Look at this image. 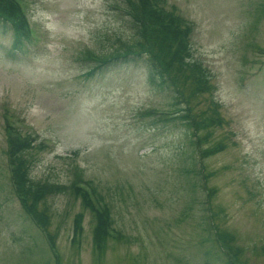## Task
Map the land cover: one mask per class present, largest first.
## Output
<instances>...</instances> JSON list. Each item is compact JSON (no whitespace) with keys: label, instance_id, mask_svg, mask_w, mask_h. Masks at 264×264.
I'll return each instance as SVG.
<instances>
[{"label":"rangeland","instance_id":"1","mask_svg":"<svg viewBox=\"0 0 264 264\" xmlns=\"http://www.w3.org/2000/svg\"><path fill=\"white\" fill-rule=\"evenodd\" d=\"M17 1L31 42L14 48L0 25V264H55L43 228L14 195L5 129L31 140L25 154L33 182H89L111 209L114 237L128 240L112 239L98 257L94 219L80 199L47 196V232L61 264H221L216 230L236 237L248 264H264V0H165L166 10L193 25L192 57L215 88L192 100L194 112L209 113L216 102L225 120L197 132L202 149L225 146L208 158L191 147L184 124L158 121L169 98L151 89L142 60L87 75L95 67L85 61L88 51L110 56L119 52L116 39H136L130 18L116 9L121 0ZM182 152L206 177L182 173Z\"/></svg>","mask_w":264,"mask_h":264},{"label":"trees","instance_id":"2","mask_svg":"<svg viewBox=\"0 0 264 264\" xmlns=\"http://www.w3.org/2000/svg\"><path fill=\"white\" fill-rule=\"evenodd\" d=\"M121 1L124 6L118 4L120 6L118 8L130 18V27L135 32L136 39L121 43V39L118 38L115 44H121L119 52L114 51L107 56L88 51L84 58L96 62L98 71L104 67L126 65L142 60L147 67V82L151 89L169 98L168 110L160 111L158 117L157 110L151 111L150 114L155 115L154 117H157L158 121L164 125L184 124L190 135V145L198 151L199 157L208 158L224 151L225 146L222 144L212 149H202V139L197 134L199 130L208 132L214 129L211 126L213 124L221 127L225 120L221 117L220 105L216 102L211 103L209 113L195 114L194 112L192 100L204 94H212L215 89L209 71L192 57L190 38L194 27L176 12L166 10L165 0ZM260 12L264 15V4ZM0 25L5 33L8 31L12 33L14 48H21L24 43L31 42L28 25L15 0H0ZM5 130L10 137V139L7 138L6 154L14 195L25 214L43 228L42 233L45 234L48 248L55 258V264H61L62 259L55 247V235L47 232L49 226L45 204L47 196L69 192L71 196L80 199L82 208L92 214L94 219L93 246L98 257H103L107 253L112 239L128 243L127 238L119 232H117L118 237H114L113 232L116 231L111 209L108 205H102L100 197L89 182L75 180L69 186L33 182L29 175V157L25 154V151L31 147V140L28 137L19 136L17 129ZM180 158L183 163V174L191 177L195 174L198 179L206 177L204 170L197 168L195 157H189L186 152H182ZM82 185L90 187L93 190L92 195L99 197L96 201L98 205L94 203L92 196L83 189ZM202 188L208 195H215V189H208L206 186ZM191 189L196 191V183L191 186ZM39 206L43 208L40 209ZM82 218V213L74 218L71 243L76 247L82 238ZM213 224L209 223V229L213 227ZM216 237L222 243L220 247L217 246L218 250H221L220 253H223V257H219L221 264H248L242 259L243 250L235 244L236 237L233 234L216 230ZM229 243L233 246L230 247Z\"/></svg>","mask_w":264,"mask_h":264}]
</instances>
